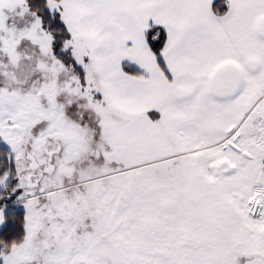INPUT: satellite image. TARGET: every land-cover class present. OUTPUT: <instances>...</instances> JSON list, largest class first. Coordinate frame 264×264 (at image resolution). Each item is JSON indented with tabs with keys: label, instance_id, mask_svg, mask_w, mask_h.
I'll return each instance as SVG.
<instances>
[{
	"label": "snow or ice",
	"instance_id": "1",
	"mask_svg": "<svg viewBox=\"0 0 264 264\" xmlns=\"http://www.w3.org/2000/svg\"><path fill=\"white\" fill-rule=\"evenodd\" d=\"M0 264H264V0H0Z\"/></svg>",
	"mask_w": 264,
	"mask_h": 264
}]
</instances>
